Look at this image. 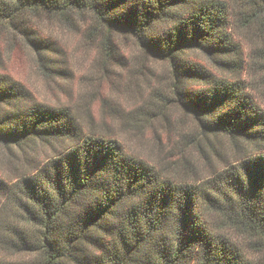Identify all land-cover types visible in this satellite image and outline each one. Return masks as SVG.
I'll return each instance as SVG.
<instances>
[{
  "label": "trees",
  "instance_id": "obj_1",
  "mask_svg": "<svg viewBox=\"0 0 264 264\" xmlns=\"http://www.w3.org/2000/svg\"><path fill=\"white\" fill-rule=\"evenodd\" d=\"M86 18L108 34L111 59L110 36H130L145 60L168 65L165 103L198 137L167 153L176 179L87 133L70 107L39 103L0 61V145L54 152L16 184L0 174V197L35 236L12 226V247L39 254L38 264H264V0H0V37L60 84L69 56L40 23L75 28ZM188 150L215 173L208 184Z\"/></svg>",
  "mask_w": 264,
  "mask_h": 264
},
{
  "label": "rangeland",
  "instance_id": "obj_2",
  "mask_svg": "<svg viewBox=\"0 0 264 264\" xmlns=\"http://www.w3.org/2000/svg\"><path fill=\"white\" fill-rule=\"evenodd\" d=\"M81 21L77 22V27L65 29L56 24L40 23L39 27L49 37L63 43L69 56L68 73L60 84L40 74L32 55L13 47L9 35L0 37V61L5 62L6 71L23 82L39 103L70 107L87 133L113 137L128 153L146 159L160 170L165 169V174L179 177V170L171 164L166 166L167 153H178L197 133L189 117L173 103H165L166 98L173 100V80L168 65L145 60L130 36H110L114 44L111 59L102 48V40L108 34L100 29L97 31L91 18ZM247 39L242 32L241 41L251 47ZM113 55L121 58L119 63L113 60ZM109 62L112 65H108ZM99 93L108 99L107 107H103ZM53 154V150L42 145L33 153L0 145V174L16 184L21 176L31 171L29 165L33 159L40 164L52 159ZM187 155L195 162L198 183L208 184L215 173L205 168L191 150ZM227 155L230 159V154ZM214 167L220 170L222 164L214 163ZM17 214L12 200L0 197V264H38L42 261L39 254L22 253L12 247L9 239L12 226H21L35 237ZM232 236L235 242L244 244L242 238Z\"/></svg>",
  "mask_w": 264,
  "mask_h": 264
}]
</instances>
